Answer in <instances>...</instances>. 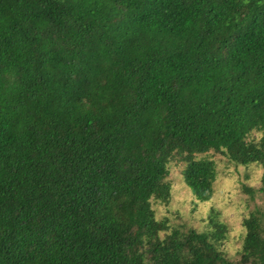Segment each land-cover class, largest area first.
<instances>
[{"label":"trees","instance_id":"obj_1","mask_svg":"<svg viewBox=\"0 0 264 264\" xmlns=\"http://www.w3.org/2000/svg\"><path fill=\"white\" fill-rule=\"evenodd\" d=\"M215 155L264 190V0H0V264H264V208L156 217Z\"/></svg>","mask_w":264,"mask_h":264},{"label":"rangeland","instance_id":"obj_2","mask_svg":"<svg viewBox=\"0 0 264 264\" xmlns=\"http://www.w3.org/2000/svg\"><path fill=\"white\" fill-rule=\"evenodd\" d=\"M218 177L213 185V195L208 202L195 200L188 189L181 169L173 166L170 180L172 197L168 205L154 206L156 217L168 218L173 227L195 228L199 232L210 231L212 212L217 220L227 224V240L219 246L231 259L241 248L245 229L242 221L256 208H264L262 170L257 165L235 166L224 157L215 155Z\"/></svg>","mask_w":264,"mask_h":264}]
</instances>
